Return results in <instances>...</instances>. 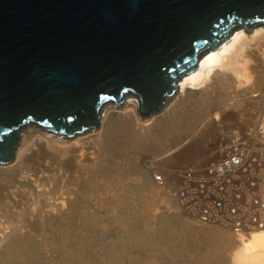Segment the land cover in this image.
<instances>
[{
	"label": "water",
	"instance_id": "95a60500",
	"mask_svg": "<svg viewBox=\"0 0 264 264\" xmlns=\"http://www.w3.org/2000/svg\"><path fill=\"white\" fill-rule=\"evenodd\" d=\"M261 23L264 0H0V160L30 121L70 134L127 94L149 114L202 55Z\"/></svg>",
	"mask_w": 264,
	"mask_h": 264
},
{
	"label": "rangeland",
	"instance_id": "374dc122",
	"mask_svg": "<svg viewBox=\"0 0 264 264\" xmlns=\"http://www.w3.org/2000/svg\"><path fill=\"white\" fill-rule=\"evenodd\" d=\"M261 89L263 95L249 93L225 112L217 101L202 105L198 92L177 113L151 125L144 139L135 137L129 123L111 122L99 164L84 182L69 181L78 190L53 219L21 220L0 204V264H233L237 234L183 212L177 198L152 181L145 158L159 157L165 166L204 161L216 138V122L205 120L220 110L233 123L261 125L264 83ZM131 96L138 97L127 94L122 101ZM116 103L105 102L100 115ZM139 113L144 120L150 115ZM33 207L40 212L42 205ZM16 222L22 232L11 233Z\"/></svg>",
	"mask_w": 264,
	"mask_h": 264
},
{
	"label": "bare ground",
	"instance_id": "6f19581e",
	"mask_svg": "<svg viewBox=\"0 0 264 264\" xmlns=\"http://www.w3.org/2000/svg\"><path fill=\"white\" fill-rule=\"evenodd\" d=\"M232 34L219 47L202 55L196 69L184 74L178 88L166 94L163 104L151 111L145 120L139 113L141 98L132 95L117 105L106 107L99 116L98 125L70 134L31 121L18 127L14 131L18 142L13 157L0 160V204L10 207L9 214L23 217L21 220L43 222L53 219L72 201L78 190L71 187L69 181L76 180L75 184L84 182L99 164L111 122L129 123L134 128L135 137L144 139L149 137L151 125L177 113L178 108L191 102L198 92L202 105L210 106L217 101L224 112L247 99L249 93L263 95L264 23L249 28L239 25ZM210 120L230 122L233 119L231 114L223 116L220 110H215L205 121ZM259 126L264 134V116ZM196 163L202 164L203 161ZM168 177V185L175 183L174 174L170 173ZM162 187L167 189L168 186ZM34 203H41L40 212L33 207ZM20 224H13L10 232L21 231ZM236 234L238 246L232 254L233 264H264V225Z\"/></svg>",
	"mask_w": 264,
	"mask_h": 264
},
{
	"label": "built area",
	"instance_id": "2783aa9c",
	"mask_svg": "<svg viewBox=\"0 0 264 264\" xmlns=\"http://www.w3.org/2000/svg\"><path fill=\"white\" fill-rule=\"evenodd\" d=\"M216 138L202 157L203 163L165 166L147 156L153 182L177 198L188 216L200 223L218 224L235 233L264 225V134L254 125L219 121ZM175 175L167 184L168 175Z\"/></svg>",
	"mask_w": 264,
	"mask_h": 264
}]
</instances>
